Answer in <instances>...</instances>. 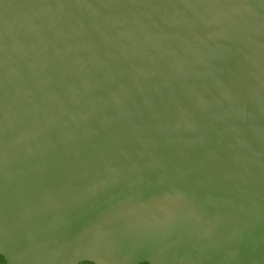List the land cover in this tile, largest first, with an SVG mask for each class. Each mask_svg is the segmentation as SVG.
Segmentation results:
<instances>
[{"label":"water","instance_id":"water-1","mask_svg":"<svg viewBox=\"0 0 264 264\" xmlns=\"http://www.w3.org/2000/svg\"><path fill=\"white\" fill-rule=\"evenodd\" d=\"M0 264H264V0H0Z\"/></svg>","mask_w":264,"mask_h":264}]
</instances>
